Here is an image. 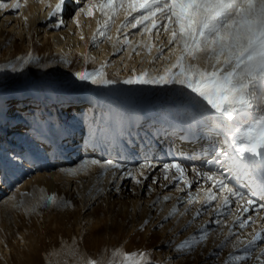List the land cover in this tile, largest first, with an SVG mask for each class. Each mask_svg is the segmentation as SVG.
<instances>
[{
    "label": "rangeland",
    "instance_id": "374dc122",
    "mask_svg": "<svg viewBox=\"0 0 264 264\" xmlns=\"http://www.w3.org/2000/svg\"><path fill=\"white\" fill-rule=\"evenodd\" d=\"M0 2L7 5L0 8L1 123L8 122L12 117L16 103L27 99L32 102L25 114L31 119L27 123H33L36 129L37 124L42 125V132L48 136V140H57L58 137H53L62 136L65 132L71 135V139H78V133L79 139L87 134L89 141L94 142L97 138L93 134L98 129L101 140H110V132L105 125L109 115L106 106L108 101L122 110V113L138 111L143 116L142 124L145 128L160 137L165 130L177 129L187 123L177 114L180 111V100L173 92L158 89L156 85L123 83L125 78L132 75L133 69L137 74L143 71L150 75L159 74L153 56L147 61L150 53L148 46L151 45L149 36L142 42H131L128 38L130 43L126 44L124 36L129 27L121 33L117 32V28L125 20L126 13L123 9L118 11L110 27L109 34L113 39L98 37L99 43L93 44V33L97 31L98 22L102 23L105 17L99 10H94L91 17L81 13L79 9L88 0H65L63 11L58 17L51 19L49 12L55 8L58 0ZM16 2L21 4L19 9L12 8V4ZM96 2L99 3V0ZM66 7L71 9L67 10ZM2 14L11 16V19L2 21ZM58 19H62L64 24L60 27L53 26V29L45 28L56 24ZM41 20L44 21L43 24ZM67 22L71 24L67 25ZM139 30L142 28L138 27L132 32ZM45 31H61V34L46 36ZM81 34L84 36L83 40L80 38ZM118 37L119 43L116 42ZM139 46L141 48L138 51ZM144 49L146 50L141 53ZM28 53L38 57V62L21 68L20 64ZM12 65L17 67L16 72L12 71ZM101 65H106L104 71L107 72V77L118 82L108 86L99 85L97 89L86 92L85 85L88 81L78 80L75 73L96 71ZM85 98H95L96 105L100 106L95 107V110H88V116L93 121L87 129L78 125V118L74 119L75 117L60 112H70L73 103L78 106ZM53 113L57 114L52 115ZM121 119V124L127 125L126 119ZM10 120L19 125L25 123L20 115ZM5 124L7 129L13 127L10 122ZM36 129L33 134L41 140V134ZM104 136H107L106 139H102ZM2 138L0 134V154L4 155L7 148ZM216 138L215 143L223 139ZM48 140L43 142L45 166L38 167L33 163V170L20 173L18 181L11 177V182H15L11 189L4 188L0 191V264H133V261H140V264H228L235 256L248 257L241 264H259L257 257L264 252V240L248 246L246 243H238L236 237L239 236L245 242L250 240L257 232H261V219L257 215L252 216L249 226L240 229L235 218L236 207L239 206L240 209L246 201L237 202L233 198L230 206L224 208V193H218L212 187L213 181L192 170L198 167L199 171H204L210 167L212 170L223 171L217 162L207 166L204 164V161L212 158V152L199 164L180 161L186 165L184 176L191 182L190 188L180 179L179 173L175 170L165 172L163 165L147 176V179H143L140 176V160L131 164L130 167L134 169L128 170L142 180V184L138 185L127 176L123 177L126 170L120 174L115 173L114 177L113 173L116 171L113 169L103 170L98 165L91 164L85 167L82 154L67 165L55 164L59 156L48 153L50 150L44 145ZM174 141L175 138L166 140L164 145L168 143L173 147ZM19 142L24 144L28 139L24 135ZM108 145L111 147L110 143ZM79 152L82 153V149ZM84 156L89 160H104L96 154ZM171 160L169 158L164 163ZM60 169L78 171L73 177L61 173ZM248 173L250 180L247 184L242 182L246 193L264 185V173L258 169H248ZM166 175L168 179H165ZM210 187L213 193L219 194L220 200L208 205L186 204L189 192L192 197L202 201ZM236 188L240 189V186ZM52 195L71 201L74 206H45L40 198ZM164 195L171 199L164 201ZM38 201L40 206L35 211L27 210ZM154 201L158 202L154 204ZM174 208L176 215L165 220ZM197 210L201 215L193 220ZM145 219L149 223L141 230ZM189 221L192 224L184 231L183 228ZM162 222L163 226L157 228ZM202 229L206 230V239L191 251L178 249V245L186 238L199 235ZM230 232L232 235H229ZM125 253L135 255L131 259H125Z\"/></svg>",
    "mask_w": 264,
    "mask_h": 264
},
{
    "label": "snow or ice",
    "instance_id": "6c2138e0",
    "mask_svg": "<svg viewBox=\"0 0 264 264\" xmlns=\"http://www.w3.org/2000/svg\"><path fill=\"white\" fill-rule=\"evenodd\" d=\"M64 4L65 0H58L55 8L49 12V18L58 17L63 11ZM5 7L7 5L0 2V8ZM20 7L19 2L12 4L13 9ZM120 9H123L126 15L124 22L117 28L118 33L128 27L133 29L141 27L143 33H152L155 29L159 37L162 28L163 32L168 34L167 46H174L168 48L169 52L176 55L175 62L165 68L163 74L150 75L147 71L137 74L133 69L132 75L125 78L123 83L169 87L180 100V111L177 114L186 120L190 127L215 137H222V140L212 145V158L204 161L206 166L220 162L223 167H228L233 172L258 169L264 173V0H99V3L96 0H88L79 11L91 17L94 10H99L105 17L102 23L98 22L97 31L93 33V44L99 43L98 37L113 39L109 34L110 27ZM76 23L79 28V21ZM63 24L64 21L58 19L55 27ZM80 38L84 39L83 34ZM116 42H120L119 37ZM124 43H130L126 35ZM153 46H148L149 51ZM157 51L159 55L154 59H163L164 49L159 48ZM32 62H38V57L28 53L20 67L23 68ZM105 67L106 65H101L98 70L92 72L80 71L75 73V76L78 80L88 81L93 85L108 86L117 83L118 81L107 77ZM11 68L13 72L17 71L15 65ZM36 130L41 134V143L48 140V136L42 132V125L37 124ZM99 132L98 129L93 134L97 139ZM49 150L55 154L59 151V145L51 141ZM22 158L26 159L27 155L24 154L22 157L21 154H14L10 157L15 163H19ZM88 164L98 165L103 170L124 168L122 163L113 159L102 161L92 158L84 161L85 167ZM145 167H151V164L140 165L141 169ZM185 168L186 165L176 158L163 164L165 172L175 170L184 184L190 188L191 182L184 176ZM192 170L197 172V175L213 181L212 187L216 188L218 193H224L222 196L224 208L230 206L233 198L237 201H246L244 212H248L250 207L256 205L254 194L234 187L232 178L226 177L220 169L212 170L209 167L204 171L195 168ZM59 171L74 177L78 170ZM113 175L115 177V172ZM125 175L136 184H142V180L131 171ZM140 176L147 179L143 172ZM165 179H168L167 175ZM173 179L175 180V177ZM212 187L206 190L207 196L202 201L192 197L189 192L186 204L208 205L220 200L221 197L218 193H213ZM116 190L119 191V188ZM170 199V196H163L164 201ZM40 200L45 206L49 204L57 208L74 206L71 201L58 199L55 195L41 197ZM157 202L154 201V204ZM39 206L38 201L27 210L35 211ZM261 207H264V204H261ZM175 215L174 208L165 220ZM200 215L201 212L197 210L193 220ZM250 220L251 217L240 219L238 227L245 229L249 226ZM148 223L149 220L145 219L141 230ZM191 224L192 221H189L183 230L186 231ZM162 226L163 222L156 227ZM206 237V230L202 229L199 235H193L191 239L186 238L178 245V249L191 251ZM236 240L248 246L256 245L264 240V228L246 242L241 241L239 236ZM134 255L125 253V259H131ZM261 257H264V252L257 257L259 264H264ZM247 259L246 256H235L228 264H241ZM133 264H140V261H133Z\"/></svg>",
    "mask_w": 264,
    "mask_h": 264
},
{
    "label": "bare ground",
    "instance_id": "6f19581e",
    "mask_svg": "<svg viewBox=\"0 0 264 264\" xmlns=\"http://www.w3.org/2000/svg\"><path fill=\"white\" fill-rule=\"evenodd\" d=\"M66 8L67 10L71 9V7ZM1 17L2 21L11 19V16H4V14H2ZM40 22L43 24L44 21L41 20ZM70 22L72 23L73 21ZM70 22H67L66 24L70 25ZM159 24L160 21H158V25ZM53 26H55V24L48 25L45 28L53 29ZM133 30V28L129 27V29H126L125 31L127 38H129L131 42H142L147 35L149 36L151 45L154 46L147 56V61L153 56V61L156 64V70L159 68L158 75L163 74L164 69L167 68L171 63L175 62L176 59V55L170 53L168 50L169 47H174L167 46L168 34L164 33L162 28L160 29L159 37H157L155 29L152 33H143L142 30L132 32ZM58 34H61V31L47 33L46 31L44 32V35L46 36L55 37ZM140 48L141 46L138 47V51ZM159 48L164 49V58L154 59L159 55L157 51ZM145 50L146 49L140 52L142 53ZM178 52L179 49H177V53ZM85 86L86 92H90L95 88L97 89L99 85H93L88 82V84ZM157 88L173 92L167 86H157ZM98 98L102 97L98 96ZM93 100L90 98H85L78 106L76 103H73L71 105L72 110L70 109V112L68 110L60 112H64V115L66 116H73L75 117L74 119L78 118V125L84 129H87L93 121L91 117L89 118L88 116L90 115L88 110H95V107L99 106L96 105V100ZM31 104L32 102L29 99L16 103V107L12 111V117L9 118L8 122H0V134L3 137L2 140L6 142V144L4 143V146L7 148V153L4 152V155H1L2 153L0 152V191L4 188L11 189L12 186H14L15 182H11V177H14V179L18 181V176L20 173L32 171L35 165L38 167L45 166L44 158L46 155H44L43 152L45 150L43 143L40 142V138L38 139L33 134L35 133L36 128L34 125H32L33 123H27V121L31 119H28L25 115L30 109L29 107ZM98 104H100V102ZM106 106L109 110V115L105 125L108 127L107 130L110 132V140H101V138H98L92 142L89 141V136L87 134L85 137L79 139V133L77 137L78 139H71V135L65 132L62 136H54L53 138L57 139L58 137V139H50L48 142L44 143V145H46L48 149L50 148L51 141H54L56 145H59V151L55 153L59 156V158L55 160V164L57 163L61 165H67L72 163L76 161L77 155L79 154H82V160L85 161L89 159L84 155L96 154V156L102 157L104 160L113 159L116 162L122 163L124 168L114 171H116L115 173L120 174L123 173L122 171L126 170L123 173V177H125V173L128 172L129 169H134L130 167L131 164L137 160H140L142 161L140 165L151 164V167H145L143 169L140 168L144 173V176L147 177L155 172L159 166L163 165L164 162L169 158H176L179 161L195 162L199 164V162H201L203 159H206L210 156L212 152V145L216 144L215 142L217 138L215 136L208 135L206 132L197 131L196 129L190 127L188 123H184L177 129L169 128L165 130L162 134L163 137L157 136L153 134L148 128H145L146 126L142 124L144 121L143 116L138 111L133 110L129 111L128 113H122V110L117 108L109 101L106 102ZM56 114L57 113H53L52 115ZM19 115L23 119V122H25L22 125L15 124L16 121L10 120L11 118L13 119ZM121 118L126 119L125 123L127 125L121 124ZM9 122L13 124V127L7 129L5 123ZM34 123H36V121ZM126 127L127 129L125 130ZM24 135L25 138L27 137L28 142L20 144L19 141L24 137ZM106 137L107 136H104L102 139H106ZM172 138H175L173 147H171L168 143L164 145L166 140H170ZM68 143L73 145H69ZM108 143L111 144V147H109ZM79 149H82V153L79 152ZM65 150H68V152L65 153ZM51 152L53 153V151H48L50 154ZM14 154H21L22 157L24 154H26L27 158H22L19 163H15L10 159V157ZM39 161L42 163L40 164ZM33 163H35V165H33ZM216 164L220 165L226 177L232 178V185L234 187L240 186V190H243L242 182L247 184V182L250 180L248 178V175L250 174L248 173V170H239L233 172L230 171L228 167H223L220 162H217ZM196 169L198 170V167H196ZM251 193H253L255 196L256 205L254 207H250L248 212L243 211L245 205L240 207V209L239 206H237L235 218L239 222L240 219H246L248 217L252 218V216L257 215L263 223L261 227L262 231V228H264V207H261V204H264V185H260L259 188L253 189ZM35 249L33 251H35Z\"/></svg>",
    "mask_w": 264,
    "mask_h": 264
}]
</instances>
